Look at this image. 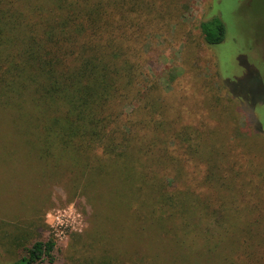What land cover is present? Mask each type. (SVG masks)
Listing matches in <instances>:
<instances>
[{"label":"rangeland","instance_id":"374dc122","mask_svg":"<svg viewBox=\"0 0 264 264\" xmlns=\"http://www.w3.org/2000/svg\"><path fill=\"white\" fill-rule=\"evenodd\" d=\"M136 2L152 21L137 91L150 92L163 113L168 149L156 172L175 177L181 198L165 209L169 217L141 225L122 206L132 184L112 175L93 185L70 159H39L27 140L39 112L24 95L25 112L0 110V264L50 238L54 262L38 264H264V0ZM213 17L226 26L218 45L199 27ZM174 160L178 178L167 168Z\"/></svg>","mask_w":264,"mask_h":264},{"label":"trees","instance_id":"16d2710c","mask_svg":"<svg viewBox=\"0 0 264 264\" xmlns=\"http://www.w3.org/2000/svg\"><path fill=\"white\" fill-rule=\"evenodd\" d=\"M136 1L0 0V110L25 112V95L30 112H39L28 123L35 133L27 135L39 159H70L93 185L94 179L112 175L132 184L131 198L122 206L144 225L146 218L153 223L169 217L165 209L175 196L181 198V190L172 186L175 177H168L169 171L156 172L167 155V132L150 92L137 91L147 77L151 54L143 44L152 21L140 15ZM199 27L208 45L223 42L226 26L220 18ZM230 84L224 81L227 91ZM137 100L141 104L134 106ZM147 163L154 168L147 169ZM167 168L180 176L177 160ZM144 188L152 199L141 198ZM115 191L117 198L123 196L121 188ZM201 214L221 218L219 210ZM54 249L53 239L37 240L11 264L52 263Z\"/></svg>","mask_w":264,"mask_h":264},{"label":"built area","instance_id":"2783aa9c","mask_svg":"<svg viewBox=\"0 0 264 264\" xmlns=\"http://www.w3.org/2000/svg\"><path fill=\"white\" fill-rule=\"evenodd\" d=\"M56 219L59 220V215L58 214L56 215Z\"/></svg>","mask_w":264,"mask_h":264}]
</instances>
